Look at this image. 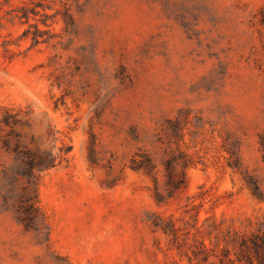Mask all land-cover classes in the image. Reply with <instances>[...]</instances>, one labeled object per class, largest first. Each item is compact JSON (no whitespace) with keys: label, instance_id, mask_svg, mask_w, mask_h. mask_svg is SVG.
Returning a JSON list of instances; mask_svg holds the SVG:
<instances>
[{"label":"rangeland","instance_id":"1","mask_svg":"<svg viewBox=\"0 0 264 264\" xmlns=\"http://www.w3.org/2000/svg\"><path fill=\"white\" fill-rule=\"evenodd\" d=\"M45 3L71 15L48 20L47 43L0 29V264H189L203 244L264 259V0ZM63 143L39 181L46 222L26 228L15 149L49 159Z\"/></svg>","mask_w":264,"mask_h":264},{"label":"trees","instance_id":"2","mask_svg":"<svg viewBox=\"0 0 264 264\" xmlns=\"http://www.w3.org/2000/svg\"><path fill=\"white\" fill-rule=\"evenodd\" d=\"M12 1L13 0H0V29L4 27V20L6 22L13 23L18 21L21 24H27L28 28L24 30L22 37L25 39L30 38L35 45L48 42V38H45L47 34L51 33V30L49 29L51 25L48 23V20L55 18L58 14H62L63 21L68 25L71 19L68 10H65L64 12L57 10L54 14H48L46 10H52L53 8L45 3L47 0H21V6H17L12 10H5V6L10 5ZM31 20L35 23H31ZM39 22L44 24L48 29H42L39 26ZM169 122L175 126L174 132L178 134V131L180 130V122L178 120H170ZM7 124H9V121H7ZM63 145L64 146L60 148L59 153L53 154L52 152H49L47 154L49 159H46V157H38L29 151L23 152V155H21V153L15 149L16 163L14 171L25 177L28 180V184L34 188V195L32 197L25 196L21 198L17 209V218L26 228L33 227L39 221L46 222V218L42 214L38 205L39 181L42 172L49 168L56 167L67 159L70 147L66 148L64 143ZM183 166L186 167L187 163H183ZM131 167L135 171H143L148 175H151L153 168L150 159L148 158L142 161H137L136 158H133ZM167 177V183L170 189L177 190L186 184L185 173H183L181 177L175 178L173 177L171 170L168 169ZM5 178L8 181V185H11V177L5 174ZM158 226H160L165 233H170L174 236H177L178 234V228H176L175 224L171 221ZM244 245L245 243L241 244V246ZM254 245L258 246L256 243H254ZM212 256L219 258L218 255L211 254L210 249L203 244L197 251H192V256H188L189 264H215V262L209 261ZM223 256L224 259L219 258L220 264H235V261L230 258L229 250L225 249ZM257 260L258 264H264V259L258 258Z\"/></svg>","mask_w":264,"mask_h":264}]
</instances>
